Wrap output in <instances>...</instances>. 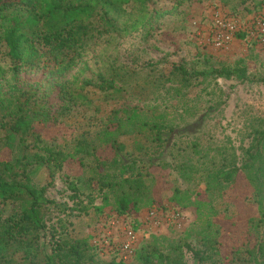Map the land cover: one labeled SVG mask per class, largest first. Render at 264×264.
<instances>
[{"label":"trees","instance_id":"obj_1","mask_svg":"<svg viewBox=\"0 0 264 264\" xmlns=\"http://www.w3.org/2000/svg\"><path fill=\"white\" fill-rule=\"evenodd\" d=\"M147 2L0 0V44L6 47L11 60L7 67L0 62V264H131L115 248L100 249L91 234L74 236L72 218L89 214L91 208L103 212L110 207V212L105 213L110 216L151 208L157 199L155 176L149 168L165 161L186 182L205 185L196 190L176 186L172 195V200L182 207H196L195 222L200 227L196 240L201 245L152 233L135 249L133 261L198 264L209 259L210 253L221 250V229L213 222V199L223 187L235 183L240 173H245L254 187L260 215L249 220L251 239L243 245L244 249H232L221 264H264V124L254 127L251 145L240 161L221 148L211 153L196 147L188 151L181 146L175 151L170 146L168 154L148 160L129 156L121 138L131 133L152 128V140L164 149L169 137L187 134L177 123L158 120L162 115L157 110L147 113L139 107L124 115L113 114L100 130L98 142L79 139L71 150L62 149L39 133V124L55 122L74 106L87 102L86 88L118 90L120 75L108 63L110 55L98 47L109 42L108 37L120 38L123 33L144 27ZM131 5L137 6V14ZM30 69L40 71L41 78L37 86L26 88L22 74ZM211 73L218 78L231 76V71L224 68L206 72L175 65L171 71L186 83L194 76ZM44 79L46 88L39 84ZM52 89L58 91L60 99L56 109L50 101ZM99 145H110L113 156L100 157ZM71 157L79 160L88 175L66 176L70 194L67 201L59 202L48 195L53 179L42 184L36 178L42 170L53 178ZM204 193L212 198H197ZM98 198L100 205L96 203ZM137 224L133 222L135 230ZM188 253L195 263L187 260Z\"/></svg>","mask_w":264,"mask_h":264},{"label":"rangeland","instance_id":"obj_2","mask_svg":"<svg viewBox=\"0 0 264 264\" xmlns=\"http://www.w3.org/2000/svg\"><path fill=\"white\" fill-rule=\"evenodd\" d=\"M145 7L148 14L144 27L123 33L120 38L108 37L109 42L98 47L110 55L108 63L120 75L118 90L86 88L87 102L74 106L55 122L39 124V133L62 149L71 150L79 139L87 138L92 144L95 140L98 142L100 130L113 114L124 115L131 108L139 107L147 113L157 110L162 115L158 120L177 123L187 134L175 139L169 137L171 140L164 149L152 140V128L131 133L121 138L129 156L148 160L168 154L170 146L173 151L181 146L188 151L196 147L211 153L221 148L229 156L235 154L240 161L244 150L251 145L254 127L264 124V0H148ZM131 8L137 14V6L131 5ZM223 19L235 30L227 31L220 24ZM6 50L0 44V62L7 67L11 60ZM175 65L206 72L224 68L231 71V76L218 78L211 73L194 76L186 83L180 76L171 74ZM40 78V71L30 69L22 74L23 86L35 87ZM46 82L44 79L39 84L46 88ZM52 90L50 101L56 109L60 99L58 91ZM214 105L216 108L212 109ZM97 149L102 158L113 156L110 145H99ZM149 170L155 176L157 199L151 208L122 216L105 214L110 212V207L103 212L91 208L89 214L72 218L73 235L91 234L93 243L97 241L103 251L110 250L101 247L105 242L113 246L114 242L125 243L129 230L137 234V247L152 233L201 245L196 240L200 230L195 222L196 207H182L172 200V195L176 186L196 190L204 189V183L186 182L167 161ZM87 175L79 160L71 157L53 178L42 170L36 180L45 184L53 179L48 195L63 202L70 194L66 176L84 178ZM197 198L203 201L212 196L204 193ZM96 203L100 205L101 199ZM213 205L216 209L213 222L221 229V250L210 253L209 259L198 264H221L232 249H244L243 245L251 239L249 220L260 215L254 201V187L245 173H240L235 183L223 187L220 195L214 197ZM152 211L154 215H150ZM133 222L138 223L136 230ZM134 256L128 255L126 260L137 264ZM187 260L196 262L191 253Z\"/></svg>","mask_w":264,"mask_h":264},{"label":"built area","instance_id":"obj_3","mask_svg":"<svg viewBox=\"0 0 264 264\" xmlns=\"http://www.w3.org/2000/svg\"><path fill=\"white\" fill-rule=\"evenodd\" d=\"M223 20L225 21L226 19H223ZM224 21L221 20L220 21V24L223 27H226V30L227 31H230V30H233L234 31L235 30V27L231 26L227 21H225L226 23ZM225 37L229 38L230 36L229 35H226ZM151 213L152 214H150V213L149 214L150 215H154L155 214V211H152ZM150 215H149V218H151ZM128 232H129V234H128V240L125 243L120 244V245H117V243L114 242L115 246H113L112 243L109 244V242H105V245L103 244V246H101V247H104V248L107 247L110 250H112L114 248L117 249V250H119V254L121 255V257L126 260L128 258V255H130V256L133 255L134 252H135V249L137 248V246L135 245V242L137 241L136 240L137 234L134 231H132V230H129ZM95 243L97 244V241H95Z\"/></svg>","mask_w":264,"mask_h":264}]
</instances>
